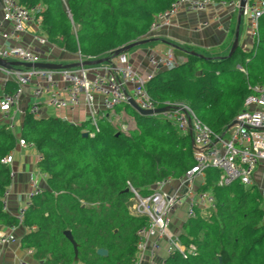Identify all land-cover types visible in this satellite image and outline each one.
Here are the masks:
<instances>
[{
    "label": "trees",
    "instance_id": "obj_1",
    "mask_svg": "<svg viewBox=\"0 0 264 264\" xmlns=\"http://www.w3.org/2000/svg\"><path fill=\"white\" fill-rule=\"evenodd\" d=\"M173 1L18 0L27 9L42 7L35 20L49 43L89 61L111 57L116 49L147 39L154 17ZM189 52L173 49L174 58L181 60L154 73L145 90L156 108L185 102L220 135L242 110L248 85L264 82V14L250 51L238 47L230 58H203ZM8 84L13 90L14 84ZM29 108L18 137L0 124V226L25 227L21 248L32 249L38 263L133 264L136 232L146 220L130 215L129 187L145 196L155 183L181 178L195 165L190 136L160 116L138 115L127 103L114 110L134 119L135 128L127 133L115 130L109 115L97 119L94 132L90 121L75 125L61 118L35 117ZM18 138L38 153L36 166L47 185L31 197L21 222L2 206L11 177L1 160L15 150ZM217 180L215 169L204 170L198 190L212 194L214 209L206 218L197 211L182 226L180 239L193 244L195 253L185 259L171 255L166 264H264L260 191L255 184L244 187L239 182L220 187ZM66 230L77 245V261L63 234ZM98 249L106 250L107 256H98Z\"/></svg>",
    "mask_w": 264,
    "mask_h": 264
},
{
    "label": "built area",
    "instance_id": "obj_2",
    "mask_svg": "<svg viewBox=\"0 0 264 264\" xmlns=\"http://www.w3.org/2000/svg\"><path fill=\"white\" fill-rule=\"evenodd\" d=\"M4 19L11 23L13 32L10 39L18 40V34L23 31L24 24L35 22V14L42 10L40 5L27 9L20 5L18 0H2ZM214 6H231L239 9V0L220 1L212 0H174L170 7L157 14L149 28V34L170 26L174 15L180 10L205 11ZM264 14V0L258 3L249 2L242 9V16L248 21L249 35L254 41L258 35V21ZM205 25V23H203ZM148 34V35H149ZM9 38V37H8ZM39 45H47L46 37L34 36ZM76 62L85 61L80 55L75 56ZM0 59L9 62L39 63L42 62L39 55L19 46H0ZM148 64L153 72L169 70L178 64L173 53L159 54L152 52L148 56ZM4 75V82L11 81L14 84L12 91L0 90V112L8 113L17 108L20 97L26 88H31L32 96L38 98L45 96V105L49 108L72 110L83 99L89 112L88 121L94 132L98 131L97 119L102 113L109 115L121 104L127 103V96L142 110H153L156 107L149 99L145 90V84L152 76L142 77L137 73L126 57L119 54L109 63L97 66H78L71 69L46 70L37 68L15 67L7 70L0 67ZM96 71H101L99 74ZM239 71L245 74L243 68ZM90 72H95L89 77ZM58 75L59 80L54 79ZM249 93L244 98L242 110L220 135H215L212 130L201 122L188 105L172 104L160 116L169 122L179 133L188 134L193 141L195 165L178 179L167 178L152 187L148 195H140L132 187L128 211L131 216L144 218L145 225L136 232V253L133 264H166L167 257L178 254L186 258L195 253L193 244L185 245L180 239V234L171 230V217L180 207L185 206L186 219L193 218L196 212L206 209H214V198L208 192L198 190L196 182L203 178V172L207 168H213L218 172L217 185L229 187L239 182L244 187L253 185V175L259 164L264 166V82L248 85ZM100 96L99 110L94 106L93 94ZM29 111L37 117L39 104L31 103ZM189 125L191 132L189 133ZM90 136H93V133ZM20 147H28L23 139H18ZM12 152L6 155L1 162L10 165ZM40 157L38 156L37 160ZM13 173L10 171V177ZM172 182L177 183V189L171 192L165 188ZM31 197L41 192L35 182L30 183ZM182 189V190H180ZM264 199V190L261 192ZM6 192L2 198L3 209ZM30 202V201H29ZM29 203L18 213V220L22 216ZM15 240L10 233H0V246ZM28 255H33L32 249H27ZM19 264H28L20 260Z\"/></svg>",
    "mask_w": 264,
    "mask_h": 264
},
{
    "label": "crops",
    "instance_id": "obj_3",
    "mask_svg": "<svg viewBox=\"0 0 264 264\" xmlns=\"http://www.w3.org/2000/svg\"><path fill=\"white\" fill-rule=\"evenodd\" d=\"M248 1L258 3V0ZM237 20L238 8L231 6H214L201 12L180 9L172 18L170 26L163 27L147 36V39H154V41L145 46L130 50L126 53V57L132 68L142 77H148L155 73L147 60L152 52L159 54L173 53V49L179 48L184 51H195L208 58H222L229 52L234 39L235 29L238 25ZM248 30V21L245 17L241 16L238 29V47L244 52L250 51L253 44ZM12 32L11 23L4 19L3 3L0 0V46L15 45L22 47L39 55L42 62L63 65L76 63L75 56L69 55L54 44L48 42L47 45L42 46L34 40V36L46 37L40 29L38 20L25 23L23 31L18 34V40L10 39ZM56 50L59 51L57 52ZM180 60V58H177V61ZM97 72L99 74L102 73L101 71ZM94 74L95 72H90L88 75L92 77ZM54 79L58 81L59 76L55 75ZM7 82L12 83L11 81L4 82V75L0 71V90L12 91L11 85H7ZM93 97L94 106L99 110L100 96L94 93ZM45 99L44 95L38 98L33 97L31 88H26L19 99L17 108L8 113L0 112V124H6L8 129L18 137L24 112L33 102L39 104L37 117L61 118L75 125H81L88 121L89 112L83 99L72 110L49 108L45 105ZM99 117H102V113ZM12 155V162L8 166L13 176L11 177L10 185L5 191L6 208L4 210L10 216L17 217L19 211L30 201V194L32 193L30 183L35 182L40 190L47 189V185L46 176L41 174L37 169L38 153L32 145L29 144L28 147L23 148L17 143ZM202 182L203 178L198 179L196 185L199 186ZM253 184L257 186L260 192L264 190V166L261 164L258 165L254 172ZM176 189L177 183L175 182H172L165 188L168 192ZM262 208H264V203H262ZM185 210L186 207L182 206L171 217V229L173 228L174 233V229L178 227L182 228L186 221ZM198 213L204 217L206 210H201ZM0 233H10L15 238L13 242L0 246V264H19L20 260H24L28 264H38L33 255H28L21 248V238L27 233L25 227L21 224L11 228L0 226Z\"/></svg>",
    "mask_w": 264,
    "mask_h": 264
},
{
    "label": "water",
    "instance_id": "obj_4",
    "mask_svg": "<svg viewBox=\"0 0 264 264\" xmlns=\"http://www.w3.org/2000/svg\"><path fill=\"white\" fill-rule=\"evenodd\" d=\"M246 3H247V0H239L238 20H237L238 21V25H237V27L235 29L234 39H233L232 44L230 46L229 52L223 58H230L234 54L236 49L238 48L239 23H240V18L242 16V9L245 7ZM152 41H154V39H144V40L136 41V42H133L131 44L125 45L123 47H120L119 49H116L113 52V55L111 57H104V58H101V59L91 60V61L85 60V61H83L81 63L76 62V63H68V64H64L63 65V64L50 63V62H39V63L31 64V63L18 62V61L9 62V61L0 59V67L4 68V69H7V70H11V69H13L15 67H22V68H26V69H28V68H37V69H46V70L55 71V70H60V69H71V68H75V67H78V66H97V65H100V64H103V63H109V62H111L112 59L117 57L119 54H121V53L126 54L132 48L140 46V45L148 44V43H150ZM189 53L193 54V55H197L199 57L205 58L204 56H202V55H200L198 53L192 52V51L189 52ZM126 102H127V104H129L133 108V110L138 115L146 116V117H152V116L159 115L161 113L166 112L170 108V107H163V108H155L153 110H142L128 96H127V101ZM234 123L235 122H233L232 124H234ZM190 132H191V127L189 125V133ZM82 135L83 136H87V133L83 132ZM191 146L193 147V141L192 140H191ZM63 234L66 237V239L70 242V244L72 245L73 252H74V261H77V245L74 242V240L72 239L71 233L68 230H66V231L63 232ZM96 254L98 256L105 257V256H107L108 253L104 249H98L96 251ZM219 260H220V258H219ZM43 262L44 261H40L38 264H43Z\"/></svg>",
    "mask_w": 264,
    "mask_h": 264
},
{
    "label": "rangeland",
    "instance_id": "obj_5",
    "mask_svg": "<svg viewBox=\"0 0 264 264\" xmlns=\"http://www.w3.org/2000/svg\"><path fill=\"white\" fill-rule=\"evenodd\" d=\"M57 52L59 50H56ZM240 65L236 66V69L239 70ZM175 104L177 105H187L185 102H176ZM109 119H110V123L113 126V128L115 130H119L123 133H127L129 130L134 129L135 128V121L132 117H129L127 115H125L124 113H118L116 111H114L113 113L109 114ZM18 129V126H17ZM264 203V202H262ZM212 210L211 209H206V213L204 218H206L208 216V213H210ZM187 220V219H186ZM173 231V228L171 229ZM176 234H181L183 232L182 228L178 227L174 229Z\"/></svg>",
    "mask_w": 264,
    "mask_h": 264
}]
</instances>
